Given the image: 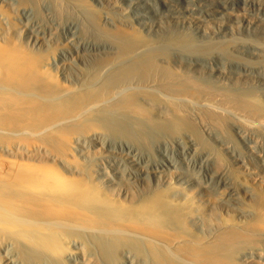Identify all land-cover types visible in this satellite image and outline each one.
I'll list each match as a JSON object with an SVG mask.
<instances>
[{"label":"bare ground","instance_id":"1","mask_svg":"<svg viewBox=\"0 0 264 264\" xmlns=\"http://www.w3.org/2000/svg\"><path fill=\"white\" fill-rule=\"evenodd\" d=\"M27 1H30V0H27ZM34 1L33 3L30 1L32 3L31 6L35 4L33 8L35 6H36L35 8H37L38 4H36V2L38 0L35 2ZM51 1L53 2L54 0H51ZM64 1L67 2L66 0ZM97 1L100 2L101 0H97ZM123 1L131 9L130 13L127 15L130 17L136 18L140 26L146 28L148 31H151L152 27H157L158 29L159 28L168 29L165 26L167 24H165L163 21V18L166 16V14L165 16L158 15L157 17H155L156 19H151V17L147 15L148 13H153L155 9V8L153 9V7L154 6L158 7L159 3L157 6L155 3V5L152 7L151 4H153V2L151 3L147 0H123ZM173 1L174 0H160V3L162 6L168 7L172 5L171 2ZM178 1H181V0H178ZM182 1L189 2V4L190 2L191 3L201 2L200 0H182ZM250 1H247V2L249 3ZM254 1L256 5L257 1L256 0ZM17 2L21 3L20 0H18ZM23 2L22 4L24 5L26 1L24 3ZM39 2L40 0L38 1V3ZM41 2L39 3L37 13L38 11H41V12H39L38 15L40 13H42L43 15L44 13L42 12L44 9L40 10ZM45 2H47V0H45ZM55 2L56 0L54 1V3ZM235 2H234V5L237 3ZM59 3L60 5H63L61 4L63 2H59ZM73 3H74V7L76 8L77 7H85V8L91 7V6L89 7L90 3L87 2V0H81V2H78L76 0L75 2L73 1ZM147 3L149 4L151 3L149 7L147 6ZM246 3L244 5H246ZM259 3H261V1H259ZM259 3L258 5L260 6ZM26 4L27 2L25 3V6H24L25 8H27ZM29 4H28L27 9H30L31 7V6L29 7ZM17 5L20 7L19 8L16 6L15 7L22 10L23 6L21 7V4H17ZM52 5L56 6L55 4H52ZM52 5L50 7H54ZM44 6H47V4ZM63 6H66L65 3ZM121 6L117 4L114 10L118 11L119 9L122 8ZM195 6L192 7V10ZM214 6L215 8L213 9L211 8V10L215 12L216 16L213 15L214 17L211 19L214 23L217 21L222 22L224 19H223V15L221 11L224 9V7L219 6V5H214ZM15 7H14L12 0H0V264H246L247 259L249 257L251 259L253 255L260 256V259H262V257H264L263 255V252H264V154L259 152V149H256L254 146V143L252 142L253 144H251V141L249 140V136H251L249 134H253V133L258 134L257 133V131L259 130L258 127L255 126L254 123H247L246 121L245 122L232 121V119H230L225 114L224 111L214 108L216 107V104H218L217 103L218 99L216 100L212 99L213 101H216V104H214L215 105L214 106L211 103V107L214 106L213 108L209 106L210 104L208 105L210 108L206 106L208 110L203 108L205 107L206 104H208L205 102L204 103L205 105H202L203 106L202 108L204 109L206 113H209L208 118L210 117H211L210 119L213 118L220 125L221 124L227 125L226 130L227 131L229 130L231 132L230 136L226 134L229 139V141H227L224 138H222L220 135L214 133L215 130H213L214 132L210 131L211 127H210V130L206 128V127H209V124L211 123L208 124L205 122V124H208L205 127V125H203L204 121H202L203 126L200 127L199 121H198L199 118H197V116L195 115L196 118L198 119L197 120L193 115L195 114V112L192 113L193 111H196V110L189 112L190 109L185 110L186 108H184L185 107L184 104H183L184 107H182V105L180 104L182 102L185 103V101H181L182 99L178 98L181 101V102L179 101V104L181 105L182 108L177 107L178 105L176 104H175L176 106L174 105V107H171L173 105H170L171 103H168L165 100V98H162L165 96L164 92H162L164 96H161L162 94L160 92H157L159 90L156 89L157 91L155 90V92H157V95L161 94L158 97L161 96L160 98L163 99V101L159 102V105L160 103H163V102L167 103L165 105L163 104L164 106H167L164 108L167 110L166 112L171 110L172 113L170 112L171 114L169 113L168 114L169 116L167 117L166 112H164L165 115L162 112L163 110L159 111L160 113L157 112L156 110H159L160 108L163 109L162 108L163 105L161 104L160 105L161 107L158 105L155 106L157 107V109H155V107H152V105L157 104L153 102L152 100L156 101V99L157 100L160 99L157 97L156 94L154 95L155 96L154 98L156 97L157 98L152 99L151 97L153 96L152 94L150 96L149 91H148L149 93L145 92L144 90H142L141 92V90L140 91L137 90L139 89V87L135 89L130 84H129L130 86L129 85L126 86V83L124 82L125 81L124 79H129V81L130 80L133 81L136 79V77L132 76V72L134 70L136 71V68L135 67L133 68L131 66L133 58L130 63L131 67L129 66V68L131 69H128L129 72L127 71L126 73L125 71L122 70L124 72L122 74V73H117V72L119 70L121 72L122 66L120 67L119 63L120 61H123L121 62V64L124 63V59H122L123 56L119 58L118 55L115 56V54H113V56L119 58L117 59V58H112L110 55L111 58L109 59L108 57V59L109 60L116 59L119 64V67L116 66V64H114V66L112 65L111 66L114 67V69L117 67L119 68V70L118 71L116 70L117 72L113 74L112 72L113 68L111 69V67L109 68L110 70L104 69L105 71L104 70L102 71L100 69L99 72L101 71L102 72L99 73L100 74L99 75L97 73L98 72L97 70L95 71L96 73L94 72L95 70L94 67L96 65H93V64L95 62L88 66V64H86L84 60L81 58L82 56L81 57L79 56L78 60L80 61L81 64L79 62L78 63L80 64V66L77 65L78 67H76V69L72 68L74 70L70 69L71 71L70 72L67 70L68 66L66 63L69 60L65 61L63 59V56L60 53L62 50L58 52V50H55L53 47L49 46L50 44L46 43L48 37L45 34L49 33V32L45 33L46 27H45V31L43 32V34L45 33L44 35L47 37V39H42V38H39V36L34 35L36 33L32 29L31 30L34 31L33 32L34 34L27 35L26 34L27 32L22 31L24 29L23 26H22L23 29L19 30L20 25L19 27L18 25H16V28L17 27L19 28V29L17 28L19 32L18 34H16L17 30L15 27H13V24L11 22H9V24L11 23L12 26L11 24L10 25L7 24V27H4L5 25L2 24L3 18H6L4 19V21L6 20V23L8 19L9 20L10 18L14 19L13 17H11L13 14V13L11 14V10H13ZM57 7H59L58 11H61L60 9H62V7L60 6H57ZM70 7H68V9ZM242 7L244 6L242 5ZM248 7L246 6L243 9L248 8ZM250 7L248 8V10L250 9ZM33 8H32V11H33ZM256 8H255V11L257 12L258 8L257 10ZM18 9H14L13 11L15 12V10H18ZM45 9L48 10V8L46 7ZM234 9H236L237 11V8H234ZM21 10L20 11L18 10V12H20L18 13L19 17L20 16L23 17V15L21 14ZM55 10L57 11V9ZM83 10H87V9L83 8ZM88 10L90 11L91 8ZM156 10L161 11V9H157V8ZM177 10H179V8ZM251 10H253V7ZM27 11L28 10H26V12ZM29 11H30L29 14L31 15V10ZM34 11H36V9ZM50 11L48 10V12ZM75 11H73V13ZM182 11L184 10H181L180 13ZM102 12L105 13L106 11L102 10ZM164 12L167 13V11H164ZM246 12L249 13V11H246ZM52 13L53 11L50 14ZM101 13L98 12V16H100L101 19L106 15L111 16L109 14L110 12L108 14L105 13L106 15L104 16ZM115 13L116 12H114L113 14ZM117 13L115 14V16L117 15ZM125 13L124 15H126ZM234 13L237 14L238 11ZM54 14H57V13L55 12ZM81 14L84 15L87 13H81ZM81 14H80V17L83 18ZM27 15L25 16L27 17ZM38 15H37V18H38ZM42 15L40 14V16ZM59 15L60 14H58V16ZM76 15L74 13L73 17L74 16L77 17ZM179 15L177 16L179 17ZM33 16H30V17H33ZM98 16L96 17L99 18ZM186 16H189V15H186ZM259 16L263 18L264 15L261 13V15ZM30 17L28 16L27 19H29ZM89 17L92 18L93 15L92 17L91 16ZM189 17H187V19ZM43 18H45V16ZM52 18H54V15L52 16ZM69 18H66L65 20H68ZM77 18H74V19H77ZM100 18L96 19L95 17H93L92 19L93 21H95L94 19H96L102 22ZM116 18H119V17H116ZM206 18L208 19V17H205L204 19ZM250 18L252 17L250 16ZM45 19L47 20L48 17ZM109 19H110L109 22L112 21L111 17ZM122 19L124 20L123 17L119 19L120 24L121 23L123 24V22H121ZM34 20H36V18H34ZM38 20L40 21V19ZM38 20L36 21L39 24ZM46 20L45 22H47ZM119 20H117V22ZM125 20H126V23L123 26L131 28L130 24L127 22V20H130V19L126 18ZM86 21H83V22H86ZM100 21L98 22L99 23L98 27H105V26H99L101 25ZM113 21L111 24H114ZM133 21H132L133 24L131 23V25H135ZM15 22L13 21V23ZM24 22L28 24L26 20H24ZM33 22L35 23V21ZM41 22L44 23V21H41ZM51 22H53L54 27L57 25V23L55 24L54 21H51ZM51 22L50 24L45 23L46 26L48 25V27L50 26L52 28ZM64 22H61L60 24ZM95 22H96L95 26H97L96 25L97 21ZM202 22L199 19H195V18L190 20V22L188 21L189 27L194 29V31H196L197 34L200 35L201 41H203V39L205 40L209 39L212 33L215 34V29L213 27L212 28L205 27L202 25ZM29 23L32 24V20L31 22L29 21ZM43 23L39 24V28H40V25L41 26L44 25ZM69 23L70 21L68 22V24ZM73 23H76V21ZM183 23L184 25H186L185 23L187 22H183ZM87 25L82 24L83 27L84 26L87 27ZM75 26H78V25L76 24ZM108 26L109 24L107 25V27ZM117 26L118 25H116L114 29H116ZM54 27L52 28L53 30H55ZM120 27L121 26H119V31H122V29L120 30ZM36 28L38 27L36 26ZM36 28L34 27L35 30ZM51 28H50V31L52 30ZM59 28L61 29V27ZM75 28L83 29V28H80L79 26ZM88 28L87 30L90 31V29ZM109 28L111 27H108V29ZM40 29H42V27ZM57 29L58 28H56V30ZM92 29L90 32H92ZM135 29H133V31H131L130 29L129 30L126 29L128 31H131L129 33H127L128 31L124 32V33H127L125 35L129 36L127 39L130 38L132 43L135 46H137V49H138V46L140 49L141 45L143 47L144 46L146 47V45L149 43V46H148L149 49L151 48L150 50H153L152 48L153 45L151 47L150 46L151 43L148 40L152 39L153 41L154 39L153 38L148 39L149 37H145L146 35H143L140 28H137V29H140L141 32L136 31ZM245 29L248 32H253L257 29V26L254 24V22L250 21L249 19L246 21ZM13 30H16L14 32L15 34L12 33ZM53 30L51 31L52 33H53ZM85 30L86 28L83 29V31ZM70 31H72V29ZM73 31L75 32L76 30H73ZM102 31H104L103 36H105V34L107 33H105V30H102ZM102 31L100 30V32ZM110 31L111 29H109V31H106V32H110ZM234 31L235 30L229 27L228 25H222V29L220 30V32H224V33L229 32L232 34L234 33ZM86 32L83 33V36L85 34L87 36L86 40L89 41L88 39L89 34L87 35L88 32L87 33ZM93 32L94 34L92 35L96 36L95 33H97V31L96 32L93 31ZM116 32L117 31H115V33ZM115 33L113 34L114 36H115ZM37 34L39 35L40 33L37 32ZM55 34L57 35L58 33H55ZM81 34H82V30H81ZM81 34L78 35L76 31V35L79 36L78 38H80ZM92 35L89 36V38L91 37L90 40H94L92 39L93 37ZM109 35L111 36L112 33H110ZM51 36L53 35H50V37ZM98 37L96 36L95 38H98ZM115 37H117V35ZM218 37H215V39ZM61 38L59 37V39ZM123 38H124V34L122 38L117 37L116 39L122 40ZM184 38L182 37V39ZM73 39L71 40L72 42L75 40ZM104 39L105 38H103L102 40ZM187 39H190V37L188 36ZM230 39H227L228 43ZM239 39L240 38H238V40ZM244 39H247V38L244 37ZM49 40L50 39H48V41ZM160 40L162 41V39ZM227 40L224 39V41H221L220 39V42L221 43L226 42L225 45H228ZM75 41L73 43H75ZM112 41H115V39H112ZM124 41L125 42L123 44L126 43L125 38H124ZM155 41L157 42V40H154L153 42ZM211 41L212 39L210 40V42ZM106 42H108V40ZM106 42H104L105 47L107 46ZM109 42L108 44L111 43ZM206 42L204 41V43ZM210 42H207V43L209 44ZM240 42L242 41L240 40ZM262 42L258 43V45L262 44ZM56 43L58 44L59 42L56 41ZM114 43L115 42H113V44ZM185 43H188L189 46L196 45V44H193V41L191 44L190 42H187L185 40ZM204 43H202V45ZM235 43H236V40L234 44ZM78 44L76 43L77 51H79V49L77 48H79L80 46ZM88 44H91V43L88 42ZM118 44L119 43L117 42V44L115 43L114 45H112V47L117 46ZM65 45L66 44H64L63 47H65ZM84 45H85V48H88L85 42H84ZM97 45L98 43L95 46L97 47ZM126 45H128V43ZM166 45H169V44H166ZM223 45L221 44L220 46L222 47ZM118 46L120 47V44ZM118 46L117 48H119ZM211 46H214V45H211ZM69 47L66 49H69ZM71 47L70 49H72ZM105 47H104L105 52L108 49L110 50V47L108 49H105ZM143 47H141L142 55L143 54H146L147 56L150 55V53L147 54L143 52L144 51L142 50ZM185 47L186 46H184V48ZM193 47L196 49L195 46H192L191 48ZM247 47L250 48V45ZM257 47L259 49V46ZM121 48H123V46ZM184 48H182V50ZM199 48L202 50V46ZM212 48L214 47H211V51L213 50ZM216 48L217 47H215L214 52L218 51ZM114 49L116 50V48ZM206 49L208 50L210 48L207 47ZM206 49L204 48V51H206ZM218 49L221 50L220 48ZM150 50H147V51H150ZM222 50H224L225 52L226 47L225 49H222ZM70 51L71 50H69V52ZM87 51L93 52L94 50H87ZM133 51L132 53H134L135 51H139V50H135L134 52ZM141 51L139 52L141 53ZM184 51H183V54H184ZM256 51L258 52V50ZM96 52L98 53V51ZM96 52L95 54H97ZM112 52H113V49H112ZM139 52L138 54L136 53L135 55H138L140 57L142 55H140ZM154 52H156L155 54L157 55L158 54L160 56L162 55L160 54L162 53L161 51H158V52L154 51ZM179 52H181V48H179ZM179 52L177 53L180 54ZM201 52L199 53L202 57L203 53L201 54ZM219 52L218 53L216 52V54H219ZM229 52H231L230 49H229ZM80 53H81V50H80ZM83 53L86 54L88 52L85 51ZM167 53H169V56H170L171 53L170 52H167ZM167 53L166 55H168ZM186 53L189 54L187 52V49L184 54L185 56L183 57L182 56L183 54L181 53L182 54L181 57L182 58H185L186 56L189 57ZM99 54L101 53L99 52ZM151 54L154 55L153 51ZM226 54H225V58L227 57ZM232 54H235V53H232ZM239 54H235V56L236 55L242 56ZM229 55L230 54H228V56ZM125 56L123 58H125ZM127 56L128 57L125 58L126 61L130 59L129 57H132V56L136 57L134 55L130 56L128 54ZM147 56L146 58L148 61H151V62L152 60L154 61V59L150 58L151 55L149 56V58L152 60H149ZM164 56L165 54L162 55L161 57H164ZM169 56H166V57L168 58ZM222 56L223 54L220 57ZM142 57L144 58L145 56L143 55ZM203 57H206V56L203 55ZM207 57L210 58L209 55ZM74 58L76 59V56ZM74 58H73V61L75 62ZM92 58L94 59V57ZM137 58L138 57H136V59ZM146 58H144V60L141 58H138L140 61V64H142V62L144 63V61H146ZM192 58L190 57L191 61L188 59V62L198 61V58H195L196 60ZM244 58L246 59L247 57L244 56ZM138 59L137 60L134 59V60L138 61ZM159 59L160 58H158V60ZM163 59L161 58V60ZM173 59L175 58L173 57ZM210 59H213V58H210ZM222 59L223 58H221V61L225 62V60H222ZM236 59L237 58H234V60ZM106 60L107 58H105L104 61ZM141 60L143 61L141 62ZM230 60H231V57H230ZM240 60H243V58H241ZM182 61L183 60H181L180 62ZM247 61L249 60L246 59V62ZM155 62H157V58ZM155 62H152V63H155ZM164 62L166 63L167 61L165 60ZM210 62L208 60L207 64H210ZM227 62H230V61H227ZM231 62H234V61H231ZM241 62L242 61H240V63ZM246 62L244 63L246 64ZM254 62H253V65H254ZM262 62H263V59H262ZM106 63L107 62L103 63L104 66L108 65ZM136 63L137 62H135V64ZM159 63L160 62L158 61V65H160L158 68L160 69L162 64H159ZM203 63H206V62L203 61ZM127 64L129 63L126 62L125 65ZM133 64H134V61H133ZM140 64L139 65L136 64V65H138L139 67ZM149 64L151 66L150 62ZM224 64L222 65L224 66ZM259 64L257 63L256 65L258 66ZM136 65H133V66H136ZM219 65L220 64H218V67ZM251 66L249 67L251 68ZM107 67H109V65ZM143 67L141 65V67H139L140 69L138 68L139 70L137 69L136 72L137 73L138 71L140 72L141 68ZM146 67L149 68V65ZM146 67L144 69H147ZM153 67L149 68L150 70L151 68H153L152 72L151 71L148 72L146 70H143V72L145 74L146 72L152 74L154 72L153 70H156V67L155 66ZM227 67H228V64H227ZM99 68L100 67H98V69ZM172 68L173 67H171V69ZM214 68L212 67V69ZM123 69L125 68L123 67ZM224 69L226 71L229 68L227 69L224 68ZM164 70L166 72L167 68H165ZM222 70L219 69L217 71L218 74L220 75L224 74ZM169 71L171 70L169 69ZM174 71L175 70H172V72ZM179 71L181 70L179 69ZM143 72L141 74H144ZM156 72L157 70L155 71L154 75L150 74V76H153L154 80L152 79V82L154 81V83L156 80L155 79ZM172 72H168V75L169 73H172ZM176 72H177L176 77L177 75L179 76L180 74L182 75L183 73L182 71L180 74L178 73V71H175V73ZM162 73L160 72V75H164ZM133 74L135 73L133 72ZM141 74L139 75L138 73V76L140 77V79H138L139 81H141V77H142ZM157 74H159V72ZM230 74H231V71H230ZM135 75L137 76V74ZM189 75L191 74L189 73ZM145 76H143L142 79ZM171 76L169 75L170 78ZM131 77H133V79H130ZM202 77H205V76H202ZM146 78H144V81ZM165 78L168 79L167 76ZM182 78H186V77H181V80ZM195 78L196 77L194 76V79ZM120 80L124 82L125 86L124 84H122L123 82L121 83ZM150 80H149V83L151 84L152 82H150ZM118 81H120L121 84L120 85L118 84L119 86L117 85L116 87V83H118ZM162 81L164 84V80ZM168 81L170 80L168 79ZM168 81L167 82L165 81L166 84H169ZM195 81L198 82V79H196ZM209 81L210 80L207 79V82ZM211 81L209 84H211ZM174 82L172 84H174ZM185 82L186 81H184V84ZM204 82H206V80ZM157 83H161V82H157ZM187 83L190 84V81L189 82L187 81ZM201 83L203 84V82H200V84ZM141 84H143V82ZM163 84L161 86H164ZM176 84H178L177 81H176ZM176 84L172 85V87L175 86ZM182 84H179V85H182ZM193 84L194 82L190 85L192 86ZM204 85H206V83L201 86H204ZM211 86L212 85H210V87ZM218 86H221V85H218ZM180 87L184 88L183 86H180ZM185 87L187 88L188 86H185ZM194 87L196 88V86ZM206 87L208 86L203 87L205 88V90L201 88L202 90L200 89L199 91H203V92L204 91L206 92V90L210 91L209 88H206ZM232 87L234 88V86ZM144 88L145 87H143V89ZM147 88H145L146 91H147ZM182 88H180L181 91H182ZM189 88H192V87L189 86ZM189 88L187 90H189ZM222 88L221 90H224ZM172 89H174V87ZM225 89L227 88L225 87ZM238 89H241V88H238ZM150 91L152 90L150 89ZM176 91L178 92V90ZM216 91L220 92V89L219 91L218 90ZM155 92H153V94ZM167 92L170 93L169 91ZM194 92H195V89L193 93ZM179 93L180 92L176 93V95L181 94ZM186 93L191 94L192 92H186ZM262 93L264 97V91H262ZM207 94H210V93H206L205 95L203 93V96L205 97ZM217 94L218 93H216V95ZM224 94H226V92ZM218 95H221V94L219 93ZM182 96H184V93L182 94ZM182 96H179V97H182ZM195 96H194V99L196 98ZM166 97H168V94L166 95ZM247 97H248L247 98L248 100L247 101L244 100L246 103L245 105H243L244 107L241 105L242 106L241 109H244L246 111L256 113L259 115L264 114V100H262L263 98L262 95H261L262 98L261 97L259 98L258 96L250 93L248 94ZM174 98H177V97H174ZM174 98L172 97L171 99L170 98H167V99L168 100L170 99V102H172L173 101L172 99ZM187 98L188 100L186 102L188 103L189 97ZM206 98L204 99L201 98V100H206ZM225 99H221V100H225ZM198 100H199V95H198ZM190 101H189L190 103H192L193 101L194 102L193 104H195V106L197 104L199 105V103L202 102L199 100L200 101L199 103L198 101L197 103H195L193 99ZM174 102L176 103L177 99ZM172 104L174 103L172 102ZM193 104L191 105L193 106ZM187 105L189 106V103ZM168 106L170 107L169 109H168ZM194 108L195 107L191 109H194ZM198 108L199 106L196 109ZM230 112L232 113V110ZM197 114L199 115L200 113L197 111ZM208 118L207 120L209 122ZM240 118H237V119L239 120ZM202 119L203 118H201V120ZM195 120H197V123ZM196 124H198L199 129ZM229 131L228 133H230ZM262 133L263 132H261V134ZM258 137L253 140L255 141V143L259 141ZM250 138L252 139V137ZM263 140L264 138L261 139V141ZM108 142L111 143V145H109L111 147L114 144L116 145H114V148H109ZM263 144H261L260 146H262ZM235 146H240L238 148L242 147L244 149L246 156H244L245 154L244 155L241 154L244 152L240 153L241 150L239 152L236 151V149L238 148L237 147L235 148ZM257 148H260L259 144L257 145ZM178 163L181 164V167H179ZM209 189L213 190V195L211 194L212 196L210 195V197L205 198V199L200 198L201 192L203 190H209ZM255 258L253 257L252 259H255ZM257 260L259 259L257 258ZM260 261L258 262L261 264L262 261L261 262Z\"/></svg>","mask_w":264,"mask_h":264},{"label":"rangeland","instance_id":"2","mask_svg":"<svg viewBox=\"0 0 264 264\" xmlns=\"http://www.w3.org/2000/svg\"><path fill=\"white\" fill-rule=\"evenodd\" d=\"M13 1V4H14V7L16 6V7H20V6H18L17 4H21V7L23 6H25V3L27 2V4H26V6H27V8H28V4H29V7L31 6V4L33 3V1L34 0H30V1H27V0H20L21 1V3H18L17 1L18 0H15V2H14V0H12ZM25 3H24V2ZM35 1H37V0H35ZM34 1V2H35ZM39 1V0H38ZM38 1L36 2V4H38L37 6L39 7V3L42 1L43 2V0H40V2L38 3ZM50 1V2H49ZM55 1V0H54ZM54 1L52 2L51 0H47V2H45V0H44V2L42 3L41 2V5H40V10H43L42 12H44L43 13V15L44 14H46L47 15V17H48V19L46 20L45 18H47L46 17V15H44L45 16V18H43L44 16L42 15V13H40L42 16H40V14L38 15V13L39 12H41V11H38V13H37V10H38V7L37 8H35L36 9V11H34L35 9L33 8V6L35 5V4H33L31 7L33 8V11H32V8L30 7V9H27V8H25L24 7V9H25V11H24V9H23V7H22V10L21 9H18V8H14V9H18L19 11L21 10V14L23 15V17L22 16H20V17H22V18H20L19 16H18V13H20V12H18V10H15V12L13 11V10H11V14H12V16L11 17H13L14 19H11L10 18V20L8 19L7 20V23H6V20L4 21V19H6V18H3V25H5L4 27H7V24H9V22H11L12 24H13V27H15L16 28V25H18V27H19V25H20V29L19 30H22L23 29V27H24V29L22 30V31H25V32H27L26 34L27 35H31V34H34L33 32L35 31V33L36 34H34V35H36V36H39V38H42V39H47V37H48V39H50L49 41H48V39H47V41H46V43H48V44H50L49 46L50 47H53L55 50H58V52H60L61 50L63 51H61L60 53L62 54V56H63V59L65 60V61H67V60H69V61H67L66 63H67V70L68 71H70V69L71 70H74V69H72V68H75L76 69V67H78V66H80V61L78 60V57L80 56H82L81 58L84 60V62L86 63V64H88V66L90 65V64H93L94 62L96 63H94L93 65H96L95 67H94V72L97 70L98 72V74L99 73H101L104 69L105 70H110L109 68L111 67V69L113 68L114 69V67H112V66H114V64H116V66H118L119 67V64H120V67L122 66V68H121V72H120V70H119V68H117L116 66V68L113 70L112 69V72H113V74L114 73H116L118 70V72L117 73H124L123 71H125L126 73H127V71H128V69H131V68H129V66H130V63H131V61H132V58H133V61H134V64H133V61H132V67L134 68H136V71H137V69L139 68V67H141V65H142V67H143V65H144V63H145V65H146V63H147V65L146 66H148L149 65V68L150 67H153V66H157L158 65V61L160 62L159 64H162V66L160 67V69L158 68L160 65H158L157 67H156V70H157V72H156V77H155V83H157V82H161L162 84H163V81L162 80H164V86H161L162 84L161 83H157V84H155L154 83V81L152 82V79H153V76H150V74L151 73H148L149 71H151L152 72V69L154 68H151V70L148 68V67H146L145 65H144V67L143 68H141V70H140V72L138 71V73H139V75L143 72V70H146V71H148V72H146V74L144 73V74H141V76L143 77V76H145L144 78H146L145 79V81H144V78L142 79V77H141V81L143 82V84H141L142 82L141 81H139L138 79H140V77L138 76V73L134 70L133 72L135 73V74H137V76L135 75V74H133V72H132V76H134V77H136V79L135 80H130L129 81V79H124L125 81V83H126V86L127 85H131V86H133L135 89L136 88H138L139 87V89H137V90H141V92H142V90H144L145 92H147V93H149L150 92V96H151V94H152V96L153 97H151L152 99L155 97L154 95L156 94L157 95V92H160L161 94H162V92H164V94H165V96L162 94H159V95H161V96H164V97H162V98H165V100L168 102V103H171L170 105H173V106H171V107H174V105L176 104V105H178L177 107H180V108H182V107H184V108H186L185 110H189V112L191 111H193V110H196V111H193L192 113H194L195 112V114H193L194 115V117L196 118V116H197V118H199V126L200 127H202L203 125H205V127H206V125H208L209 123H211V124H209V127H206L207 129H209L210 130V127H211V130L210 131H212V132H214L213 130H215V132L214 133H216V134H218V135H220L222 138H224L225 140H227V141H229V139H228V136H230L231 135V132L230 133H228V131L226 130L227 128H226V126L227 125H220L216 120H214L213 118L212 119H210V118H208L209 117V113H206L205 111H204V109H206V110H208L207 109V107L208 108H210L211 107V103L214 105V104H216V101H213L212 99H218L217 100V103L218 104H216V107H214L215 109L217 108L218 110H221V111H224L225 112V114L230 118V119H232V121H239V122H247V123H254L255 124V126H257L258 127V131H257V133L258 134H249V135H251V136H249V140L251 141V144H253L254 143V146H255V148L256 149H259V152H261V153H263L264 154V151H263V149H264V140L263 141H261V139H263L264 138V127H263V125H264V114H256V113H252V112H249V111H246V110H244V109H241V107L243 106V105H245V101H247L248 99V94H254V95H256V96H258L259 98L261 97V95H262V97H263V93H262V91H264V72H262V71H264V64H262V63H264V16H263V18L262 17H260L259 15H261V13L264 15V0H256L257 2H256V5H255V1L254 0H242V1H240V0H200L201 2H196V3H191L190 2V4H189V2H185V1H178V0H174L173 2H171L172 3V5H170V6H168V7H164V6H162L161 5V3H160V0H147V1H149V2H153V4H151L152 5V7L155 5V3H156V6L158 5V3H159V5H158V7H153V9H154V11H153V13H148L147 15L149 16V17H151V19H156L155 17H157L158 15L159 16H165V14H166V16L163 18V21H164V23L165 24H167V25H165L166 26V28H168V29H158L157 27H152V29H151V31H148L146 28H144V27H142V26H140V24L137 22V20H136V18H134V17H130V16H128L127 14H129L130 13V11H131V9L127 6V4L123 1V0H117L118 1V3H117V1H115V0H101L102 1V3H101V1L100 2H98L97 0H87V2H89L90 3V5H89V7L91 8V10L89 11L88 9H90V8H85V7H74V3H73V1L75 2L76 0H66L67 2H65L64 0H58V2H57V0H56V2L54 3ZM72 1V2H71ZM78 2H81V0H77ZM95 1V2H94ZM223 1H224V3H223ZM238 3H236V2ZM247 1H250L249 3L247 2ZM259 1H261V3H259ZM22 2L24 3V5L22 4ZM59 2H63V3H61V4H63L64 5V3H65V5L66 6H63V5H60V3ZM108 2V3H107ZM123 4H122V3ZM234 2L236 3L235 5H234ZM246 3V5H244L245 3ZM45 3V4H44ZM55 4L56 6H54V5H52V4ZM59 3V4H58ZM104 3V4H103ZM110 3V4H109ZM170 3V4H171ZM173 3H174V5H173ZM180 3V4H179ZM258 3L260 4V6L258 5ZM47 4V6H44V5H46ZM49 4H51L52 6H54V7H50L51 5H49ZM68 4V5H67ZM72 4V5H71ZM113 4V5H112ZM119 5V6H121L122 8H123V10H122V8L121 9H119L118 11H115L114 9H115V6L116 5ZM149 3H147V6L149 7V5H150ZM178 4V5H177ZM186 4V5H185ZM192 4H193V6H198V7H196V9H195V7L193 8V10L195 11H193L192 10ZM96 5V6H95ZM105 5V6H104ZM115 5V6H114ZM124 5V6H123ZM209 5V6H208ZM214 5H219V6H223L224 7V9L221 11V13H222V15H223V21L221 22H213L212 21V19L211 18H213L214 16H216L215 15V12H213L212 10H211V8L213 9V8H215V6ZM242 5L244 6V7H250V9L248 10V8H245V9H247V10H245V9H243L244 7H242ZM263 5V6H262ZM57 6H60V7H62V9H60L61 11H58V9H59V7H57ZM73 7V8H71V7ZM104 6V7H103ZM112 6V7H111ZM174 6V7H173ZM177 6H178V8H179V10H177L178 8H177ZM191 6V7H190ZM202 6V7H201ZM235 6V7H234ZM237 6V7H236ZM45 7L46 8H48V10L50 11V10H52L53 11V13L52 14H50L52 11H50V12H48V10H46L45 9ZM57 7V8H56ZM67 7V8H66ZM68 7H70L69 9H68ZM99 7V8H98ZM180 7H181V9H180ZM252 7H253V10H251L252 9ZM258 8V10H257V8ZM52 8V9H51ZM57 9V11L55 10V9ZM82 8V9H81ZM83 8L84 9H87V10H83ZM156 8L157 9H161V11H158V10H156ZM171 8H173V9H171ZM185 8V9H184ZM190 8V9H189ZM197 8H198V10H197ZM228 10H227V9ZM234 8H237V11H238V13L236 14V13H234V12H237L236 11V9H234ZM239 8V9H238ZM255 8H256V10H257V12L255 11ZM54 9V10H53ZM64 9V10H63ZM71 9V10H70ZM75 9H76V11H75ZM81 9V10H80ZM125 9V10H124ZM127 9H128V11H127ZM130 9V10H129ZM26 10H28L27 12H26ZM29 10H31V15L29 14L30 13V11ZM69 10V11H68ZM77 10H78V12H77ZM96 10H97V12H96ZM100 10V11H99ZM102 10L103 11H106L105 13H109L111 16H108V15H106L104 12H102ZM170 10V11H169ZM181 10H184V11H182L181 13H180V11ZM233 10H235V11H233ZM245 10V11H244ZM68 11V12H67ZM73 11H75L74 13H75V15L76 14H78V15H76L77 17H73V15H74V13H73ZM83 11V12H82ZM124 11V12H123ZM127 11V12H126ZM164 11H167V13H168V15H167V13L166 12H164ZM171 11H173V12H171ZM179 11V12H178ZM203 11V12H202ZM230 11V12H229ZM246 11H249V13L248 12H246ZM16 12H17V14H16ZM34 12V13H33ZM57 13V14H54V13ZM87 13V14H81V13ZM89 12V13H88ZM96 12V13H95ZM98 12L99 13H101L103 16L104 15H106V16H102L103 18L101 19L100 18V16H98ZM114 12H118L117 13V15L115 16V14H113ZM126 12V13H125ZM154 12H155V14H154ZM178 12V13H177ZM192 12V13H191ZM197 12H198V14H197ZM246 12V13H245ZM24 13H25V15H27V13H28V15H27V17L29 16H33L34 18H36V20H38V19H40V21H39V24L40 23H43V22H41V21H44V25L43 26H41L40 25V28L42 27V29H40L39 28V24L37 23V21L36 20H34V18L33 17H30L29 19H27V17L24 15ZM73 13V14H72ZM81 14V16H83V18L82 17H80V14ZM91 13H92V15H93V17H95L96 19H101L102 20V22L100 21V23H101V25H99V26H105V27H98V20H96V19H94L95 21H97V26H95V21H93V17H92V15H91ZM123 13V14H122ZM124 13L127 15H124ZM186 13V14H185ZM191 13V14H190ZM210 15H209V14ZM236 14V15H234V14ZM248 13V14H247ZM251 13V14H250ZM257 13V14H256ZM14 14H15V16H14ZM20 14V15H21ZM58 14H60L59 16H58ZM94 14H95V16H94ZM100 14V15H101ZM170 14H172V15H170ZM180 14V15H179ZM183 14V15H182ZM196 14V15H195ZM239 14H241V15H239ZM259 14V15H258ZM37 15H38V18H37ZM49 15H50V17H49ZM54 15V18H52V16ZM70 16V18H69V16ZM113 15V16H112ZM156 15V16H155ZM177 15H179V17L177 16ZM182 15V16H181ZM186 15H189V16H185ZM199 15H201V16H199ZM202 15H204V16H202ZM214 15V16H213ZM40 16V17H39ZM89 16H91L92 18H90ZM96 16H98L99 18H97ZM124 18V20L122 19V21L121 22H123V24L121 23L120 24V20L119 19H121L122 17ZM126 16V17H125ZM181 16V17H180ZM212 16V17H211ZM218 16V15H217ZM238 16V17H237ZM246 16V17H245ZM250 16L253 18H250ZM72 17H73V19H72ZM80 17V18H79ZM89 19H88V18ZM108 17V18H107ZM111 17V20L113 21V20H115V21H113L114 22V24H111L112 23V21H110L109 22V18ZM113 17V18H112ZM115 17V18H114ZM116 17H119V18H116ZM152 17H154V18H152ZM176 17V18H175ZM187 17H189L188 19H187ZM199 19L201 22H202V25L203 26H205V27H213L214 29H215V34H217V35H215L214 33H212L211 35H210V37H209V39H206L207 40V42H210V40L212 39V41L208 44L207 42H206V40L205 39H203V41H201V37H200V35H198L197 34V32L196 31H194V29H192V28H190L189 27V25H188V21L190 22V20H192V19ZM205 17H208V19L206 18V19H204ZM255 17H256V19H255ZM19 18V19H18ZM42 18V19H41ZM59 18V19H58ZM66 18H69L68 20H65ZM74 18H77V19H74ZM87 18V19H86ZM126 18H129L130 20H127V22L130 24V26H131V28L130 27H126V26H123V25H125V23H126ZM250 19V21H252V22H254V24L257 26V29L255 30V31H253V32H248L245 28H246V21L247 20H249ZM262 18V19H261ZM16 19H18V20H16ZM26 20V22H28V24L27 23H25L24 22V20ZM44 19V20H43ZM53 19V20H52ZM60 21H58V20ZM79 19H81V20H79ZM83 19V20H82ZM91 19H92V21H91ZM108 19V20H107ZM132 19V20H131ZM168 19V20H167ZM201 19H203V20H201ZM228 19V20H227ZM239 19H240V21H239ZM12 20V21H11ZM21 20H22V22H21ZM31 22V20H32V24H34V25H32L31 23H29V21ZM45 20L47 21V22H45ZM56 20H57V22H56ZM74 20V21H73ZM87 20V21H86ZM117 20H119L118 22H117ZM133 20H135V21H133ZM180 20V21H179ZM188 20V21H187ZM207 20H208V22H207ZM262 20V21H261ZM13 21L15 22V21H17V22H15V23H13ZM33 21H35V23L33 22ZM51 21H54V23L56 24L57 23V25L54 27V24H53V22H51V25H52V28L54 27V29L56 30V28H58L56 31L55 30H53L50 26L48 27V25L46 26V24H50V22ZM65 21V22H64ZM70 21V25L68 24V22ZM75 22L76 21V23H73V22ZM81 22V24H80V22ZM83 21H86V22H83ZM107 21V22H106ZM125 21V22H124ZM130 21V22H129ZM132 21L134 22V24L135 25H131V23H132ZM206 21V22H205ZM225 21V22H224ZM240 23H238V22ZM23 22H24V24H23ZM59 22V23H58ZM61 22H64V23H62V24H60ZM80 24H78V23ZM106 22V23H105ZM117 22V23H116ZM172 22V23H171ZM183 22H187V23H185L186 25H184V23ZM211 22V23H210ZM6 23V24H5ZM10 23V24H11ZM19 23V24H18ZM46 23V24H45ZM72 23H73V25L75 24H77L80 28H83V29H85L86 28V30L85 31H83V29H79V28H77V29H79V30H77L75 27H78V26H73L72 25ZM103 23V24H102ZM109 24V26L108 27H111V28H109V29H111V31L110 32H106V31H109V29H108V27H107V25ZM115 23H116V25H118L117 26V28L116 29H114L115 27H116V25H115ZM233 23V24H232ZM238 23V24H237ZM243 23V24H242ZM9 24V25H10ZM12 24H11V26H12ZM29 24H31V25H29ZM38 24V25H37ZM66 24V25H65ZM82 24L84 25H87V24H89V25H87V27L86 26H82ZM92 24V25H91ZM133 24V23H132ZM63 25H65V26H63ZM90 25H91V27L94 29H92L91 27H90ZM171 25V26H170ZM173 25V26H172ZM222 25H228L229 27H231V28H233L235 31H234V33L232 34V33H229V32H225V33H227V34H225L224 32H220V30L222 29ZM231 25V26H230ZM234 25V26H233ZM241 25V26H240ZM262 25V26H261ZM23 26V27H22ZM28 26V27H27ZM30 26H32V27H30ZM36 26L38 27V28H36ZM94 26V27H93ZM114 26V27H113ZM119 26H121L120 27V30L122 29V31H119ZM137 26V27H136ZM139 26V27H138ZM188 26V27H187ZM220 26V27H219ZM3 27V26H2ZM22 27V28H21ZM34 27L36 28V30L34 29ZM45 27H46V31H45ZM59 27H61V29L59 28ZM66 29H64V28ZM71 27V28H70ZM73 27V28H72ZM89 27V28H88ZM124 27V28H123ZM242 27V28H241ZM244 27V28H243ZM17 28H16V30H17ZM26 28V29H25ZM30 28V29H29ZM50 28L53 30V33L50 31ZM87 28L88 29H90V31H91V29H92V32L93 31H97V33H99V34H97V33H95L96 34V36L98 37V35H99V37L98 38H95L96 36L94 35H92V34H94V32L92 33V32H90L89 30H87ZM99 28V29H98ZM101 28V29H100ZM103 28V29H102ZM106 28V29H105ZM113 28V29H112ZM130 29L131 31H133V29H135L136 31H139V32H141L142 31V33H143V35H146L145 37H149L148 39H150V38H153L154 40H157V42L155 41V42H153L152 41V39H150V40H148V41H150V46L152 47V45H153V50H150L149 49V43L146 45V47L144 46H140V49H139V46H138V49H137V46H135L133 43H132V41H131V39L129 38V39H127L129 36L128 35H125V34H127V33H129V32H131V31H128V30H126V29ZM137 28H140L141 29V31H140V29H137ZM181 28V29H180ZM190 28V29H189ZM260 28V29H259ZM34 30V31H32V30ZM48 29V30H47ZM72 29V31H70ZM156 29V30H155ZM178 29V30H177ZM220 29V30H219ZM240 29V30H239ZM16 30H13L12 31V33H14ZM27 30V31H26ZM73 30H76L77 31V34L78 35H80L81 34V30H82V34H81V36L83 37V39H82V37L80 36V38H78L79 36L78 35H76V31L74 32ZM100 30L102 31V30H105V33H107V34H105V36H103L104 35V31H102V32H100ZM112 30H114V31H112ZM123 30H125V31H123ZM144 30V31H143ZM164 30V31H163ZM168 30V31H167ZM171 30V31H170ZM186 30V31H185ZM193 30V31H192ZM218 30V31H217ZM32 31V32H31ZM39 31H41V32H39ZM45 31V33H48V34H45V35H47V37L43 34V32ZM54 31H55V33H58L57 35H58V37H57V35L54 33ZM80 31V32H79ZM88 33H87V32ZM115 31H117L116 33H115ZM128 31V32H127ZM173 31V32H172ZM18 30L16 31V34H18ZM37 32L38 33H40L39 35L37 34ZM64 32H66V33H64ZM87 33V35L89 34V36H93L92 37V39H94V40H90L91 39V37L89 38V36H88V39H89V41L88 40H86L87 39V36L84 34V36H83V33ZM120 32H122V33H120ZM124 32H127V33H124ZM159 32V33H158ZM170 34H169V33ZM172 32V33H171ZM175 32V33H174ZM179 33V34H177V33ZM185 32H187V33H185ZM194 32V33H193ZM51 33V34H50ZM61 33V34H60ZM73 33H75V34H73ZM80 33V34H79ZM103 33V34H102ZM110 33H112V35L115 33V36L117 35V37H119V38H122L123 37V34H124V38H125V40H126V43L125 44H123L125 41H124V38L122 39V40H119V39H116L117 37H115L114 35L112 36H110L109 34ZM119 33V34H118ZM191 33V34H190ZM219 33V34H218ZM15 34V33H14ZM66 34V35H65ZM69 34H71V35H69ZM172 34V35H171ZM176 34V35H175ZM188 34V35H187ZM193 34V35H192ZM43 37H42V36ZM50 35H53V36H51L50 37ZM102 35V36H101ZM119 35V36H118ZM120 35H121V37H120ZM149 35V36H148ZM174 35V36H173ZM183 35H185V36H183ZM212 35H214V36H212ZM233 35H237L236 37L235 36H233ZM45 36V37H44ZM66 36H67V38H66ZM127 36V37H126ZM153 36V37H152ZM157 36V37H156ZM160 36V37H159ZM180 38H179V37ZM187 36V37H186ZM188 36L190 37V39H187L188 38ZM193 38H192V37ZM228 36V37H227ZM230 36V37H229ZM240 36V37H239ZM243 36V37H242ZM250 36H252V37H250ZM257 36V37H256ZM50 37V38H49ZM59 37L61 38V39H59ZM72 37V38H71ZM84 37H85V39H84ZM105 38L104 40H102L103 38ZM111 37V38H110ZM166 37H168V38H166ZM172 37V38H171ZM176 37V38H175ZM182 37L187 41V42H190L191 44H192V41H193V44H196V45H191V46H189V44L188 43H185V40L184 39H182ZM195 37V38H194ZM197 37V38H196ZM198 37H199V39H200V41H199V39H198ZM215 37H218V38H216L215 39ZM225 37V38H224ZM234 37V38H233ZM241 37H242V39H241ZM244 37L245 38H247V39H244ZM56 38H58V39H56ZM64 38V39H63ZM69 38H71V39H69ZM77 41H75L74 39ZM102 38V39H101ZM107 38V39H106ZM162 39V41L160 40V39ZM211 38V39H210ZM221 39V41H224V39L225 40H227V39H230V40H232V41H230L229 40V43H228V40H227V44L228 45H225L226 44V42H220V39ZM227 38V39H226ZM238 38H240L239 40H238ZM255 38V39H254ZM74 40L75 41V43H73L71 40ZM83 40V41H81V40ZM112 39H115V41H112ZM167 39H168V41H167ZM173 40V41H171V40ZM191 39H192V41H191ZM198 41H197V40ZM216 41H214V40ZM251 39V40H250ZM257 39V40H256ZM52 40V41H51ZM68 41V42H66V41ZM70 40V41H69ZM80 40V41H79ZM86 40V41H85ZM108 40V42L110 43V44H108V42H106V41ZM127 40H128V42H127ZM163 40H165V41H163ZM177 40V41H176ZM188 40H190V41H188ZM196 40V41H195ZM219 40V41H218ZM235 40H236V43L234 44V42H235ZM240 40L242 41V42H240ZM248 41V42H246V41ZM262 40H263V42H262ZM54 41V42H53ZM56 41L57 42H59L58 44L56 43ZM79 41V42H78ZM121 41V42H120ZM131 43H130V42ZM152 41V42H151ZM158 41H160V42H158ZM179 41V42H178ZM204 41L208 44V46H207V44L206 43H204ZM218 41V42H217ZM234 41V42H233ZM244 41H245V43H244ZM254 42V43H252V42ZM259 41V42H258ZM62 42H63V44H62ZM82 42V43H81ZM84 42H85V44L87 45V47L88 48H85V45H84ZM88 42L89 43H91V44H88ZM95 42V43H94ZM104 42H106V45L108 46H106L105 47V43ZM113 42H115L116 44H117V42L120 44V47L119 48H117V46H114V47H112V45H114L113 44ZM168 42H170V43H168ZM173 42H174V44H173ZM177 42V43H176ZM199 42V43H198ZM213 42V43H212ZM219 42H220V44H219ZM232 42V43H231ZM238 42H240V43H238ZM260 42H262V44H263V46H262V44H260V45H258V43H260ZM55 43H56V45H55ZM73 43V44H72ZM76 43L78 44V45H80L79 46V48H77V49H79V51H77L76 50V47H77V45H76ZM81 43V44H80ZM93 43V44H92ZM98 43V45H97V47L95 46L96 44ZM103 43V44H102ZM128 43V45H126ZM152 43H156L155 45H156V47H155V45L154 44H152ZM159 43H160V45L162 46H160L159 45ZM164 43V44H163ZM172 43V44H171ZM175 43H176V45H177V47H176V45H175ZM202 43H204L203 45H202ZM223 43H224V45H223ZM250 43H252V44H254V45H252V44H250ZM257 43V44H256ZM64 44H66L65 45V47H63V45ZM75 44V45H74ZM166 44H169V45H166ZM188 44V45H187ZM223 45L222 47H224V48H222L220 45ZM237 44V45H236ZM239 44V45H238ZM242 44V45H241ZM259 46V49H258V47L256 46ZM72 47H71V46ZM124 45H125V47H124ZM130 45V46H129ZM157 45H159V46H157ZM172 45H173V47H172ZM180 45V46H179ZM210 45V46H209ZM211 45H214V46H211ZM232 45V46H231ZM235 45V46H234ZM244 45V46H243ZM250 45V48H248L247 46H249ZM56 46V47H55ZM62 46V47H61ZM72 48V49H70V47ZM90 46V47H89ZM101 46V47H100ZM105 47V49H108L109 47H110V50L108 49L106 52H105V50H104V47ZM123 46V48H121ZM163 46H164V48H163ZM175 46V47H174ZM178 46H179V48H181V52H179V48H178ZM184 46H186L185 48H184ZM188 46V47H187ZM192 46H195L196 47V49L193 47V48H191ZM202 46V50L199 48V47H201ZM208 48H210V49H206L207 47ZM239 46V47H238ZM241 46V47H240ZM252 46V47H251ZM255 46V47H254ZM69 47V49H66V48H68ZM81 47V48H80ZM84 47V48H83ZM95 47H96V49H95ZM112 47V48H111ZM141 47H143V49L142 50H144L143 52H145V53H150V55L152 56H150V55H146V54H143L145 57L144 58H146V56L148 57V59L149 60H152V59H154V61L152 60V62H155L156 61V58H157V62H155L156 63V65H155V63H152L151 61H148L147 60V58H146V61H144V63L142 62L143 60H144V58L142 57L143 55H142V51H141ZM211 47H214V48H212L213 50L211 51ZM215 47H217L216 49L218 50V51H216L217 53L219 52V54H216V52H214V50H215ZM225 47H226V50H225V52H224V50H222V49H225ZM234 47V48H233ZM243 47H245V48H243ZM261 47H262V49H261ZM52 48V49H53ZM114 48H116V50L114 49ZM134 48V49H133ZM155 48H156V50H155ZM177 50H176V49ZM182 48H184L183 50H182ZM190 48H191V50H190ZM204 48L206 49V51H204ZM218 48H220L221 50H219ZM248 48V49H247ZM99 49H100V51H99ZM112 49H113V52H112ZM160 49V50H159ZM163 49V50H162ZM165 49V50H164ZM170 51H169V50ZM174 49H175V51H174ZM186 49H187V52L190 54H187L189 57H185V58H182L181 57V55L183 54V51L185 50L186 51ZM194 51H193V50ZM229 49H230V51L232 52V53H235V54H239V55H242V56H235V54H232L231 52H229ZM239 49V50H238ZM252 50V51H250V50ZM65 50V51H64ZM69 50H71L70 52H69ZM80 50H81V53L82 54H84L83 52H88V53H90V54H88V53H86V54H84V55H82L81 53H80ZM87 50H94L93 52L92 51H87ZM98 51V53L96 52V51ZM118 50V51H117ZM123 50H125V51H123ZM135 50H139V51H141V53L139 52V51H134ZM146 50V51H145ZM147 50H150V51H147ZM166 50H167V52H170L171 54H170V56H169V53H167L166 52ZM188 50H190V51H188ZM196 50V51H195ZM197 50H198V52H197ZM237 50V51H236ZM241 50V51H240ZM243 50V51H242ZM254 50H255V52H254ZM256 50H258V52H259V54H258V52L256 51ZM262 50V51H261ZM120 51V52H119ZM122 51V52H121ZM132 51L134 52V53H132ZM152 51H153V53H154V55L153 54H151L152 53ZM154 51H161L162 53H160V54H162V55H164L165 54V56L164 57H161L159 54L157 55V54H155L156 52H154ZM168 54V55H166V53ZM185 51H184V54H185ZM202 51V52H201ZM224 53H223V52ZM235 51V52H234ZM44 52H46V51H44ZM66 52V53H65ZM77 52V53H76ZM79 52V53H78ZM95 52L97 53V54H95ZM99 52L101 53V54H99ZM138 52L140 53V55H142V56H138V55H135L136 53L138 54ZM163 52H164V54H163ZM177 52H179L180 54H178ZM199 52H201V54H202V57H201V55H200V53ZM222 52V53H221ZM65 55H64V54ZM73 55H71V54ZM124 53V54H123ZM128 55H134V56H136V57H138V58H141V59H143V60H141V62H142V64H140V61H139V59H138V61H135V60H137L136 59V57H129L130 59H128V61H126L125 60V58H127L128 56H127V54ZM172 53H174V54H172ZM182 53V54H181ZM192 53V54H191ZM196 53V54H195ZM205 53V54H204ZM209 55V57L210 58H213V59H210V58H208L207 56V54ZM227 53V54H226ZM244 53V54H243ZM257 53V54H256ZM261 53V54H260ZM93 56H92V55ZM113 54H115V56H117L118 55V57L119 58H121V56H125V58H123L122 57V59H124V63H122L121 64V62H123V61H120V60H122V59H120V60H118V61H120V63L118 64V62H117V60L116 59H114V60H109L111 57L112 58H117V59H119L118 57H115V56H113ZM121 54V55H120ZM123 54V55H122ZM182 55L183 57L185 56V55ZM196 56H195V55ZM213 54V55H212ZM223 54V56L222 57H220L221 55ZM225 54L227 55V57L225 58ZM228 54H230L229 56H228ZM101 55H103V56H105V57H103V56H101ZM110 55H111V57H110ZM120 55V56H119ZM177 55V56H176ZM180 55V56H179ZM192 55V56H191ZM203 55H205L206 57H203ZM218 55H220V56H218ZM231 55H233V56H231ZM262 55V56H261ZM68 56V57H67ZM76 56V59L74 58ZM94 57V59L92 58V57ZM149 56H150V58H152V59H150L149 58ZM156 56V57H155ZM159 56V57H158ZM166 56H169L168 58L166 57ZM175 58V59H173V57ZM213 56V57H212ZM215 56V57H214ZM244 56L245 57H247L246 59L247 60H249V61H247L246 62V59L244 58ZM250 56V57H249ZM66 57V58H65ZM87 57V58H86ZM103 57V58H102ZM108 57H109V59H108ZM154 57V58H153ZM190 57L192 58V59H194V60H196L195 58H198V61L196 62V61H193L194 62V64H193V62H188V59L191 61V59H190ZM200 57V58H199ZM230 57H231V60H230ZM69 58V59H68ZM73 58L75 59V62H76V64H75V62L73 61ZM90 58V59H89ZM105 58H107V60L106 61H104L105 60ZM158 58H160L159 60H158ZM161 58L163 59V60H161ZM169 58H170V60H169ZM178 58H179V60L181 61V60H183L182 62H180L179 60H178ZM182 58V59H181ZM215 58V59H214ZM221 58H223L222 60H225V62L224 61H221ZM234 58H237L236 60H234ZM241 58H243V60H240ZM89 60V62H88V60ZM135 59V60H134ZM168 59V60H167ZM207 59V60H206ZM239 59V60H238ZM259 59V60H258ZM262 59H263V62H262ZM70 60H72V61H70ZM77 60V61H76ZM92 60V61H91ZM95 60V61H94ZM100 60V61H99ZM109 60V61H108ZM129 60H130V62H129ZM167 61L166 63L164 62V61ZM174 60H175V62H174ZM208 60H209V62H210V64H207V62H208ZM214 60H216V61H214ZM219 60H220V62H219ZM257 62H256V61ZM98 61V62H97ZM104 61V62H103ZM111 61H112V63H111ZM113 61H115V62H113ZM169 61V62H168ZM177 61V62H176ZM179 61V62H178ZM200 61V62H199ZM203 61L204 62H206V63H203ZM213 61V62H212ZM227 61H234V62H227ZM238 61H239V63H238ZM240 61H242L241 63H240ZM255 61V62H254ZM73 62V63H72ZM80 64H79V63ZM100 62V63H99ZM105 63V62H107L106 64H108L109 65V67H107L108 65H106V66H104V64L103 63ZM126 62L127 63H129V64H127V65H125L126 64ZM135 62H137L136 64H140V66L138 67V65H136L135 64ZM149 62L151 63V66H150V64H149ZM162 62V63H161ZM172 62V63H171ZM199 62V63H198ZM203 64H202V63ZM222 62V63H221ZM244 62H246V64L244 63ZM253 62H254V65H253ZM98 63V64H97ZM167 64V65H165V64ZM169 63H170V65H169ZM192 63V64H191ZM202 65H201V64ZM213 63V64H212ZM224 63H226V64H224ZM250 63V64H249ZM258 63H260V64H262V65H256V64ZM70 64V65H69ZM153 64V65H152ZM164 64V65H163ZM212 64V65H211ZM218 64H220L219 65V67H218ZM222 64H224V66L222 65ZM227 64H228V67H227ZM76 65V66H75ZM78 65V66H77ZM97 65H99V66H97ZM101 65V66H100ZM112 65V66H111ZM133 65H136V66H133ZM173 65V66H172ZM204 65V66H203ZM205 65H206V67H205ZM214 65V66H213ZM252 65V66H251ZM256 65V66H255ZM71 66H73V67H71ZM130 66V67H131ZM170 67V68H168V67ZM221 66V67H220ZM232 66V67H231ZM236 66V67H235ZM245 66V67H244ZM248 67V69H247V67ZM249 66H251V68L249 67ZM70 67V68H69ZM98 67H100L99 69H98ZM101 67H103V68H101ZM104 67H106V68H104ZM123 67L125 68V69H123ZM147 68V69H144V68ZM171 67H173L172 69H171ZM211 67V68H210ZM212 67L214 68V69H212ZM239 67V68H238ZM242 67V68H241ZM259 67V68H258ZM126 68H127V70H126ZM133 68H132V70H133ZM162 68V69H161ZM165 68H167V70H166V72H165V70L164 69ZM176 68V69H175ZM224 68H229V69H227L226 71H225V69ZM233 70H232V69ZM237 68V69H236ZM263 68V69H262ZM100 69L102 70L101 72H99L100 71ZM140 69V68H139ZM138 69V70H139ZM155 69V68H154ZM169 69L171 70V71H169ZM178 69V70H177ZM179 69L183 72L182 73V75L180 74L181 73V71H179ZM204 69V70H203ZM222 70L223 72H224V74H222V75H220V74H218V70ZM104 70V71H105ZM117 70V71H116ZM123 70V71H122ZM156 70H153L154 72L152 73L153 75H154V73H155V71ZM161 70V71H160ZM172 70H175V71H178V73L180 74L179 76H180V78H179V76L177 75V77H176V74H177V72L175 73V71L174 72H172ZM183 70H185V71H183ZM237 70V71H236ZM244 70V71H243ZM255 70V71H254ZM262 70V71H261ZM115 71V72H114ZM142 71V72H141ZM162 71H163V73H162ZM230 71H231V74H230ZM236 71V72H235ZM240 71V72H239ZM242 71V72H241ZM247 71V72H246ZM252 73H251V72ZM259 71V72H258ZM71 72V71H70ZM129 72V71H128ZM159 72V74H157ZM160 72L162 73V74H164V72H165V74L164 75H160ZM168 72H172V73H169V75L171 76L172 74H174V75H172L171 76V78L169 77V75H168ZM186 72H187V74H186ZM237 72H238V74H237ZM96 73V72H95ZM189 73L191 74V75H189ZM240 73V74H239ZM241 73H243V74H241ZM149 74V75H148ZM151 74V75H152ZM184 74H185V76H184ZM196 77L195 79H194V76ZM234 74V75H233ZM246 74V75H245ZM253 74H255V75H253ZM100 75V74H99ZM158 75V76H157ZM159 75H160V77H159ZM208 75V76H207ZM230 75V76H229ZM240 75V76H239ZM150 76V77H149ZM162 76V77H161ZM167 76L168 77V79L170 80V81H168V79H166L165 77ZM189 76V77H188ZM193 76V77H192ZM198 76V77H197ZM202 76H205V77H202ZM210 76H211V78H210ZM238 76V77H237ZM247 76V77H246ZM259 76V77H258ZM157 77H158V79H157ZM181 77H186V78H182V80H181ZM213 77V78H212ZM149 78V79H148ZM150 78H151V80H150ZM159 78H161V79H159ZM164 78V79H163ZM175 80H174V79ZM177 78V79H176ZM202 78V79H201ZM206 78V79H205ZM210 78V79H209ZM215 78V79H214ZM231 78V79H230ZM130 79H133V77H131ZM148 79V80H147ZM166 79V80H165ZM171 79H172V81L174 82V84H176V81H177V83L178 84H176L175 86H173L174 87V89H172L173 87H172V85H174V84H172L173 82L171 81ZM178 79H180V80H178ZM189 79V80H188ZM193 81V79H194V84L191 86L190 84H192L193 82L191 81V80ZM196 79H198V82H196L195 80ZM199 79H201V80H203V81H201V80H199ZM207 79L208 80H212L211 81V84H209L210 83V81L209 82H207ZM237 79V80H236ZM249 81H248V80ZM127 80V81H126ZM149 80H150V82H152L151 84L149 83ZM154 80V79H153ZM157 80H159V81H157ZM206 80V82H204ZM215 80V81H214ZM217 80V81H216ZM245 80V81H244ZM121 81V80H120ZM120 81H118V83H116V87H117V85L119 84H121L123 81H121V83H120ZM132 81V82H131ZM136 81H137V83H136ZM139 81V82H138ZM147 81V82H146ZM168 81L169 82V84L171 85H169V84H166V82ZM184 81H186L185 82V84H187V85H185L184 84ZM187 81L189 82L190 81V84L189 83H187ZM222 81H223V83H222ZM259 81V82H258ZM124 82L122 83V84H124ZM141 82V83H140ZM172 82V83H171ZM182 82H183V84H182ZM200 82H203V84H205L206 83V85H204V86H201V85H203L202 83L200 84ZM219 82V83H218ZM222 84H221V83ZM233 82V83H232ZM238 82V83H237ZM242 82V83H241ZM134 85H133V84ZM148 84V85H146V84ZM195 83H196V85H195ZM208 83V84H207ZM213 83V84H212ZM214 83H216V84H214ZM227 83V84H226ZM244 83V84H243ZM161 84V85H160ZM179 84H182V85H179ZM198 84H200V85H198ZM221 85V86H218V85ZM232 84V85H231ZM237 84V85H236ZM241 84V85H240ZM118 85V86H119ZM129 85V86H130ZM140 85V86H139ZM143 85H145V86H143ZM167 85V86H166ZM179 85V86H178ZM198 85V86H197ZM210 85H212L211 87H210ZM226 85H228V86H226ZM124 86H125V84H124ZM135 86H137V87H135ZM147 86H148V88H147ZM180 87V86H183L184 88H182V87H180V88H182V91H183V93H184V96H182V91H181V89L180 88H178V87ZM185 86H188L187 88L185 87ZM189 86L190 87H192V88H189ZM194 86H196V88L194 87ZM200 86H201V88L202 89H204L205 90V88H203V87H205V86H208V87H206V88H209V90L211 91H207L206 90V92L204 91H199L201 88H200ZM218 86V87H217ZM232 86H234V88L232 87ZM236 86V87H235ZM143 87H145V88H147V91H146V89L144 88L143 89ZM171 90H169L168 88ZM197 87H199V88H197ZM220 87V88H219ZM225 87L227 88V89H225ZM141 88V89H140ZM189 88V90H187ZM211 88V89H210ZM215 90H214V89ZM217 88V89H216ZM220 89V92H217L216 90H218L219 91V89ZM221 88L222 89H224V90H221ZM238 88H241V89H238ZM116 89V88H115ZM149 89V90H148ZM150 89L152 90V91H150ZM159 90V91H157V90ZM161 89H163V90H161ZM168 89V90H167ZM180 89V90H179ZM192 89V90H191ZM194 89H195V92L193 93V91H194ZM198 89V90H197ZM201 89V90H202ZM229 89H231V90H229ZM243 89V90H242ZM245 89H246V91H245ZM255 89V90H254ZM262 89V90H261ZM117 90V89H116ZM154 90V91H153ZM155 90L157 91V92H155ZM161 90V91H160ZM165 90H166V92H165ZM176 90H178V92H180L179 94L180 95H176V93H178ZM214 90V91H213ZM226 90V91H225ZM240 90V91H239ZM258 90V91H257ZM143 91V92H144ZM149 91V92H148ZM167 91H169L170 93L172 92V91H174V92H172L173 93V95H172V93L170 94V93H168ZM213 91V92H212ZM221 91H222V93H221ZM224 91V92H223ZM230 93H229V92ZM235 91V92H234ZM249 91V92H248ZM152 92V93H151ZM153 92H155L154 94H153ZM186 92H192L191 94L189 93H186ZM201 94H200V93ZM226 92V94H224ZM228 92V93H227ZM231 92H232V94H231ZM237 92H239V93H237ZM246 92V93H245ZM248 92V93H247ZM255 92V93H254ZM199 93V94H198ZM203 93H204V95L206 94V93H210V94H207L205 97L203 96ZM212 93H213V95H212ZM216 93H220L221 95H216ZM168 94V97H166V95ZM189 96H188V95ZM194 94V95H193ZM223 94V95H222ZM240 94V95H239ZM243 94V95H242ZM247 94V95H246ZM259 94V95H258ZM159 95H157V97L159 96ZM193 95V96H192ZM196 95V96H195ZM198 95H199V100L200 101H202L203 102V104H202V102H200L199 100H198ZM210 95V96H209ZM226 95V96H225ZM229 95V96H228ZM238 95V96H237ZM160 96V97H161ZM170 96V97H169ZM174 98V97H177V98H174V99H172L173 101V103L174 104H172V102H170V99L172 98V97ZM179 96H182V97H179ZM189 97V101L190 100H194L195 101V103H197V101H198V103H199V108L198 109H196L198 106L196 105L195 106V104H193L194 102L192 101V103H190L189 101H188V103H189V106L187 105L188 103L186 102L187 100H188V98L187 97ZM194 96L196 97L195 99H194ZM201 96V97H200ZM209 97V99H208V97ZM213 96V97H212ZM219 96V97H218ZM221 96V97H220ZM232 96V97H231ZM234 96V97H233ZM243 96V97H242ZM156 97V98H157ZM160 97H158V98H160ZM193 97V98H192ZM207 97V98H206ZM215 97V98H214ZM217 97V98H216ZM226 99H225V98ZM228 97V98H227ZM238 97H240V98H238ZM261 97V98H262ZM156 98H154V99H156ZM162 98H160L159 100H157L156 99V101H154V100H152L153 102H155V103H157V104H155V105H152V107H155V106H160L161 104L163 105H165V104H167V103H160V105H159V102H161V101H163V99ZM167 98H170L169 100L167 99ZM182 99L181 101H185V103H180L181 105H182V107H181V105L179 104V99ZM185 98V99H184ZM201 98L202 99H204V98H206V100H201ZM210 98H211V100L213 101H211L210 100ZM243 100H242V99ZM176 99H177V102L175 103L174 101H176ZM221 99H225V100H221ZM228 99V100H227ZM234 99V100H233ZM245 100V101H244ZM262 100H264V97L262 98ZM158 101V102H157ZM180 101V102H181ZM211 101V102H210ZM221 101V102H220ZM231 101V102H230ZM152 102V103H153ZM208 103V104H204V103ZM215 102V103H214ZM223 102V103H222ZM233 102V103H232ZM237 102V103H236ZM240 102H242V103H240ZM220 103V104H219ZM183 104H184V106H183ZM191 104H193V106L191 105ZM210 104V105H209ZM230 104V105H229ZM236 104V105H235ZM240 104V105H239ZM162 106V108L163 109H159V110H156L157 112H159V111H161V110H163L162 112L164 113V112H166L167 110L164 108V107H167V106ZM175 105V106H176ZM192 107H191V106ZM202 105H205V107H203ZM210 107H209V106ZM222 106V107H220V106ZM227 105V106H226ZM230 107H229V106ZM242 105V106H241ZM201 106V107H200ZM218 106V107H217ZM223 106H225V107H223ZM238 106H240V107H237ZM161 107V106H160ZM187 107H188V109H187ZM193 107H195L194 109H191V108H193ZM204 109H203V108ZM213 107H211V108H213ZM244 107V106H243ZM159 108V107H158ZM170 107L168 106V109H169ZM200 108H202V109H200ZM221 108V109H220ZM228 110H227V109ZM230 108H231V110H232V113L230 112L231 110H230ZM155 109H157V107H155ZM200 109V110H199ZM239 109V110H238ZM201 110H202V112H201ZM235 112H234V111ZM197 111L200 113L199 115L197 114ZM237 111V112H236ZM161 112V113H162ZM171 112V110L170 111H168V112H166V116L168 117L169 115V113ZM204 112V113H203ZM238 112H240V113H238ZM242 112H243V114H242ZM160 113V112H159ZM162 113V114H163ZM172 113V112H171ZM170 113V114H171ZM192 113H190V114H192ZM206 113V114H205ZM231 113V114H230ZM235 113V114H234ZM237 113H238V115H237ZM241 114V115H240ZM164 115H165V113H164ZM196 115V116H195ZM206 115H207V117H206ZM235 116H237V117H235ZM262 118H261V117ZM203 118L202 120H201V118ZM243 119H241V118ZM257 117V118H256ZM207 118L209 119V122H208V120H207ZM237 118H240L239 120L237 119ZM244 118H245V120H244ZM249 118V119H248ZM205 119H206V121H205ZM261 119V120H260ZM197 120H195L196 121V123H197ZM211 120H213V121H211ZM263 120V121H262ZM194 121V122H195ZM202 121H204V124L202 125ZM253 121V122H252ZM256 121V122H255ZM205 122L206 123H208V124H205ZM213 122V123H212ZM262 122V123H261ZM201 124V125H200ZM197 126H198V124H196ZM199 126H198V129H199ZM221 126V127H220ZM225 126V127H224ZM214 129H213V128ZM221 129H220V128ZM262 128V129H261ZM201 130V129H200ZM226 131H227V133H226ZM202 132V131H201ZM261 132H263L262 134H263V136H262V134H261ZM224 133V134H223ZM228 136H227V135ZM258 137V139H259V141L258 142H256L255 143V141H253L254 139H256L257 137ZM253 136H255V137H253ZM250 137H252V139L250 138ZM253 142V143H252ZM261 142H263V143H261V144H263L262 146H260L261 144L260 143ZM232 143V142H231ZM259 144V147L260 148H257V145ZM109 145H111V143L110 142H108V147L109 148H114V145H116V144H114V145H112V147L111 146H109ZM253 146V147H254ZM238 148V147H240V146H235V148ZM239 149V150H238ZM238 149H236V151H240V153L241 152H244V149L241 147V148H238ZM260 149H262V150H260ZM242 155H244L245 154V152L244 153H241ZM244 156H246V154L244 155ZM179 164V163H178ZM179 167H181V164H179ZM210 190V191H209ZM209 190H203L202 192H201V194H200V198H208V197H210V195L212 194L213 195V190L212 189H209ZM212 190V191H211ZM211 195V196H212ZM263 255H264V252H263ZM262 255V256H263ZM261 256V257H262ZM255 258V259H252V258ZM253 257H251V259H250V257L247 259V263L246 264H257V263H259L258 261H262V263L261 264H264L263 262H264V257H262V259H260V256H257V255H253ZM257 258L259 259V260H257ZM248 260H249V262H248ZM256 260H257V262H256ZM253 261V262H252ZM260 261V262H261ZM255 262V263H254ZM260 264V263H259Z\"/></svg>","mask_w":264,"mask_h":264}]
</instances>
